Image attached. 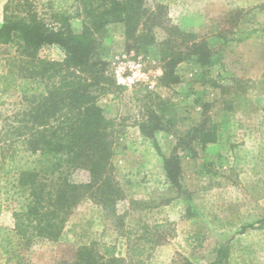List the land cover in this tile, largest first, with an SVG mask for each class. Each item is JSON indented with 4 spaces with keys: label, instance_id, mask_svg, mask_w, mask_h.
<instances>
[{
    "label": "rangeland",
    "instance_id": "obj_1",
    "mask_svg": "<svg viewBox=\"0 0 264 264\" xmlns=\"http://www.w3.org/2000/svg\"><path fill=\"white\" fill-rule=\"evenodd\" d=\"M36 1L48 17L42 8L46 0ZM7 2L0 0V25ZM157 2L146 0V6L153 9ZM163 12L164 25L152 30L156 43L145 50L127 44L122 21L108 23L100 33L99 55L118 85L102 91L98 102L114 123L112 161L124 191L118 210L132 207V217L151 234L161 222L172 231L167 241L148 250L143 264H172L179 255L212 264L227 245L232 264H264V0H174L165 2ZM71 24L75 32L82 30L80 19ZM168 26L190 33L191 40L182 44L175 35L162 44L169 39ZM192 42L205 44L208 54L176 57ZM5 50L0 47V53ZM42 55L63 58L57 46ZM152 111L164 125L153 138L138 125ZM208 124L214 132L210 141L196 139L185 146L191 130L208 131ZM176 154L179 186L165 171V161ZM73 179L85 181L87 174L78 171ZM113 221L85 199L60 239L37 241L30 258L34 264H56L72 259L80 245L112 243L118 239ZM13 223L5 208L0 225ZM191 234H200V241L186 240ZM118 243L120 253L130 257L123 241Z\"/></svg>",
    "mask_w": 264,
    "mask_h": 264
},
{
    "label": "trees",
    "instance_id": "obj_2",
    "mask_svg": "<svg viewBox=\"0 0 264 264\" xmlns=\"http://www.w3.org/2000/svg\"><path fill=\"white\" fill-rule=\"evenodd\" d=\"M167 1L174 0H158L151 9L146 0H46L42 8L48 17L36 0H8L4 5L0 47L6 50L0 53V108L7 111L0 109V215L10 209L14 223L0 225L3 264H34L30 254L36 242L58 241L85 199L113 216L118 239L130 257L120 253L118 239L92 241L80 245L72 259L56 264H143L148 250L171 236L168 223H158L151 234L139 218L132 217V207L119 212L124 191L112 161L114 123L98 103L102 91L118 87L99 55L100 33L108 23L122 21L127 44L145 50L156 43L153 28L165 23ZM73 18L81 20L80 32L73 30ZM168 30L169 39L162 44L175 35L182 44L191 40L190 33L171 26ZM53 46L62 50V59L42 55ZM207 54L205 44L192 42L176 57ZM138 125L152 138L164 127L154 111ZM260 128L264 132V115ZM208 129L191 130L185 146L196 139L210 141L213 126ZM260 147L264 156V139ZM179 163L177 154L165 161L166 174L177 186ZM78 171L87 174L85 181L73 179ZM189 238L199 242L200 234ZM231 251L229 245L221 248L212 264H232ZM172 264L195 263L179 255Z\"/></svg>",
    "mask_w": 264,
    "mask_h": 264
}]
</instances>
